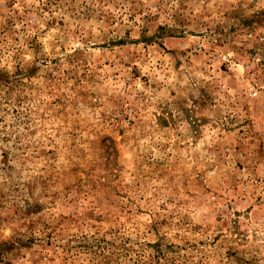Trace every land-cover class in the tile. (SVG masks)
Listing matches in <instances>:
<instances>
[{"label": "rangeland", "instance_id": "obj_1", "mask_svg": "<svg viewBox=\"0 0 264 264\" xmlns=\"http://www.w3.org/2000/svg\"><path fill=\"white\" fill-rule=\"evenodd\" d=\"M0 264H264V0H0Z\"/></svg>", "mask_w": 264, "mask_h": 264}]
</instances>
